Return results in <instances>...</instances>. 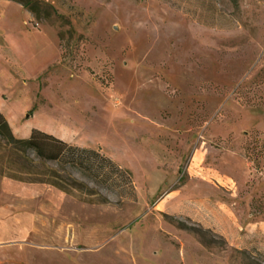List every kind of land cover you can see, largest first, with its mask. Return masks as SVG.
I'll list each match as a JSON object with an SVG mask.
<instances>
[{
	"label": "rangeland",
	"instance_id": "1",
	"mask_svg": "<svg viewBox=\"0 0 264 264\" xmlns=\"http://www.w3.org/2000/svg\"><path fill=\"white\" fill-rule=\"evenodd\" d=\"M37 2L0 0L12 135L96 150L131 185L0 138V264H264V0Z\"/></svg>",
	"mask_w": 264,
	"mask_h": 264
},
{
	"label": "trees",
	"instance_id": "2",
	"mask_svg": "<svg viewBox=\"0 0 264 264\" xmlns=\"http://www.w3.org/2000/svg\"><path fill=\"white\" fill-rule=\"evenodd\" d=\"M10 1L16 2L32 14H37V0ZM230 1L232 3L237 2V0ZM0 138L16 153L24 154L25 152L30 151L41 161L76 165L89 171H95L101 181L107 182L112 180L111 178L115 176L120 182L131 185L130 173L117 166L110 158L96 150L68 144L52 134L35 128L31 129L27 138H15L1 112ZM28 174L32 175L34 173L28 172ZM34 176H36V178L31 179L29 182H45L67 192V188L62 185V183L51 181L48 178L38 179L39 175L34 174ZM51 177H57L56 173L51 171ZM14 178L22 180L19 177Z\"/></svg>",
	"mask_w": 264,
	"mask_h": 264
},
{
	"label": "bare ground",
	"instance_id": "3",
	"mask_svg": "<svg viewBox=\"0 0 264 264\" xmlns=\"http://www.w3.org/2000/svg\"><path fill=\"white\" fill-rule=\"evenodd\" d=\"M8 111V110H7ZM12 114V113H11ZM13 120V119H12ZM57 121V120H56ZM60 122V121H59ZM52 123H53V121H52ZM55 123V122H54ZM57 123V122H56ZM15 125V124H14ZM27 125V124H26ZM43 125V124H42ZM28 126V125H27ZM50 127H51V125H50ZM49 127V128H50ZM57 129L59 130V132H61L62 133V135L63 136H66V137H74V136H76V134H77V132L79 131V130H77V129H75V128H73V127H69V126H66V125H64L63 123H59V124H57ZM13 130H15V129H13Z\"/></svg>",
	"mask_w": 264,
	"mask_h": 264
},
{
	"label": "crops",
	"instance_id": "4",
	"mask_svg": "<svg viewBox=\"0 0 264 264\" xmlns=\"http://www.w3.org/2000/svg\"><path fill=\"white\" fill-rule=\"evenodd\" d=\"M5 104L6 103L4 102V100H2V98L0 97V112L6 117L8 123L10 124V126L13 129H15L14 128V124H13V120H11V119H14L13 114H11L12 112L6 108Z\"/></svg>",
	"mask_w": 264,
	"mask_h": 264
}]
</instances>
